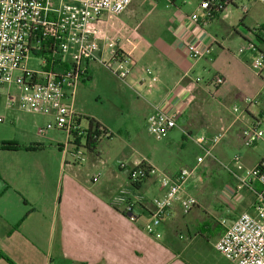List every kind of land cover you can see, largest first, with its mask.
<instances>
[{
    "label": "crops",
    "instance_id": "obj_1",
    "mask_svg": "<svg viewBox=\"0 0 264 264\" xmlns=\"http://www.w3.org/2000/svg\"><path fill=\"white\" fill-rule=\"evenodd\" d=\"M133 1L115 20L102 18L95 23L99 56L106 60L118 49L131 58L132 70L124 79V96H133L129 98V104L134 105L133 116L144 121V125L157 107L168 113L179 111L176 127L165 138H175L176 130H181L188 144L187 152L181 156L179 151L161 167L158 176L173 177L183 168L196 166L184 184V194L195 198L197 204L184 214L175 202L157 228L160 237L149 234V202L134 205L133 222L123 207L112 205L114 196L129 188L125 170L117 166L122 160L118 158L114 164L104 160L101 140L91 152L67 137L63 143L54 130L39 135L38 129L52 117L27 113L14 98V103L3 112L9 121L3 122L0 117V253L4 256L0 264H190L187 251L192 245L204 240L214 248L225 227L241 213H253L259 206L261 188L250 180L238 186L230 199H223L221 204L226 212L236 210L239 203L245 204V208L222 224L208 208L210 194L204 180L205 174L220 176L216 170L222 164L232 167L228 172L237 182L264 157V140H260L263 147L252 148L259 141L251 147L243 145L244 132L255 124L260 127L264 120V109L259 107L264 99H248L255 92L248 71L264 82V67L259 74L252 69L255 56L250 52L242 53L238 59L231 58L233 44L229 36L223 35L228 34L227 26L223 24L222 30L217 27L230 18L229 7L236 9L237 0H228L231 4L226 11L212 18H206L199 10L200 0H145L143 10L132 6ZM251 2L261 4L259 0H250L245 16L251 13ZM192 15L198 22L191 21ZM251 17L255 21L253 27H246L245 18L235 30L230 25L239 41L237 50L250 38V29L264 25L260 13ZM110 42L114 44L113 50L107 48ZM187 43L207 46L208 54L196 61L190 59ZM216 61L219 66L213 70L210 65ZM90 63L96 62L85 64L86 75L81 84L89 79ZM146 69L155 81L145 74ZM208 71L211 76L206 78ZM216 76L223 83L228 78L236 82L228 99H241L244 106L241 110L232 108L236 114L233 118L226 117L219 108L217 96L223 83L214 86ZM199 77H205L206 82L196 83ZM261 91L260 88L254 95L260 96ZM252 105L259 109L253 110ZM219 132H223V138L215 145L203 144L211 155L197 165L196 158L202 150L194 139ZM5 143H14L21 149H2ZM77 150L82 153L80 159L75 157ZM119 150L129 158L125 150ZM135 160L156 171L150 155L129 162ZM97 173L99 179L92 182ZM158 178L148 177L135 193L148 201L161 197Z\"/></svg>",
    "mask_w": 264,
    "mask_h": 264
},
{
    "label": "built area",
    "instance_id": "obj_2",
    "mask_svg": "<svg viewBox=\"0 0 264 264\" xmlns=\"http://www.w3.org/2000/svg\"><path fill=\"white\" fill-rule=\"evenodd\" d=\"M131 1L0 0V90L14 84L17 87L15 96L11 98L9 91L5 92L7 106H11L15 98L25 112L52 117L51 121L38 129L39 135L57 130L64 133L68 140L85 146L88 124L86 128H82L80 115L68 108L67 102L71 100L72 94L68 96L65 91L74 92L85 78V64L89 62L101 64L121 80L130 74L132 60L120 50L117 49L106 60L99 56V32L94 25L104 16H120ZM259 1L264 6V0ZM230 4L228 0H200L199 10L205 13L206 18H212L225 12ZM241 10L246 13L247 7L242 6ZM190 19L198 22L195 15ZM259 27L248 31L250 38L238 50L241 54H254L252 69L258 74L264 67V46L258 45L254 40ZM186 51L188 57L196 61L208 54V47L187 43ZM31 62L35 68L31 67ZM145 74L150 76L151 81H155L149 69L145 70ZM199 81V78L195 79L196 83ZM222 83L220 76L213 79L214 86ZM178 115V110L168 113L157 107L146 118L147 129L157 140H161L176 127ZM243 136V145L251 147L262 140L263 133L258 124H255ZM108 137L109 133L104 136ZM222 138L223 132H219L211 137L202 135L194 139L202 150V154L196 158L197 165L211 155L210 149L203 147V144L215 145ZM81 156L82 153L77 150L76 159ZM234 160L237 161L238 158L235 157ZM117 166L127 172L128 184L132 186L141 184L155 172L136 160L129 163L118 162ZM195 169L196 166L191 169L183 168L173 177L161 174L158 185L163 195L159 198L148 201L143 195L136 193L131 199L130 191L120 190L114 196L112 205L115 208L123 207L125 215L133 222L136 220L132 213L134 205L149 202L150 224L146 230L159 238L157 228L175 202L180 204L184 214L197 204L195 198L184 194V184ZM99 177V173L93 176L92 182H96ZM237 179L242 186L250 180L260 186V204L253 213L243 212L225 227L223 234L214 243V250L236 264H264V157L256 167ZM221 223L224 224L223 221Z\"/></svg>",
    "mask_w": 264,
    "mask_h": 264
},
{
    "label": "rangeland",
    "instance_id": "obj_3",
    "mask_svg": "<svg viewBox=\"0 0 264 264\" xmlns=\"http://www.w3.org/2000/svg\"><path fill=\"white\" fill-rule=\"evenodd\" d=\"M249 2L250 0H237L236 9L232 6L229 7L230 18L225 19L222 24L221 22L217 24V27L220 30H222L223 24L227 26L228 34L223 32V35L229 36L230 42L233 44V47L230 48L231 58L238 59L243 54L239 53L237 50L239 41L234 38L230 27L233 26V29L235 30L239 26V22L242 18H245L244 23L246 24V27H253L255 21L251 16L256 12L260 13L264 18V8L259 2H257L256 5L251 2V4H253L251 13L247 16L243 14L241 7L245 6L250 8ZM132 6L136 9L139 8L138 10H143L144 8L142 7L145 6V0H134ZM103 19L115 20L116 18L104 16ZM107 48L113 50V42L108 43ZM30 65L35 68V65H33L32 62ZM206 66L209 67L208 64H206ZM216 66H219L217 61L210 65L213 70L216 69ZM248 72L251 77V86L255 89V92L250 94L248 99L260 101L264 99V82L260 79V76H256L252 71ZM87 74L89 76L88 81H85L82 84L80 83L73 93L70 90L65 91L68 96L72 94V98L67 102V106L84 116L83 118L81 117L82 128L87 127V119L93 118L107 129L109 137L101 139V142H103L100 146V151L103 152L104 160H109L110 164H114L116 159L119 158L123 162L129 163V160L140 159L142 156L150 155L151 159L157 166L155 168L156 171L151 177L157 179L159 177L158 173L161 171V167L165 163L178 155L179 151L181 156L186 154V147L188 144L185 143V136H183L181 130H176L177 137L175 138L168 137L157 140L148 131L147 125H144L143 123L144 121H139L133 116L134 105L129 104V100L133 98V96H124V80L116 77L108 68L99 63H90ZM210 76L211 72L208 71L206 78H209ZM206 78L199 77L200 84L205 83ZM235 85L236 82H234L233 79L228 78L221 86L220 94L217 96L220 110L226 117L230 118H233L236 115L232 110L233 107L241 110L244 106V102L241 99L231 97L228 99V96L232 89H234ZM260 88L263 89V91H261L262 93H260V96H255L254 93ZM7 90L12 98L17 93V87L14 84H11L8 87L2 88L0 91V117H3V122L9 121L3 113L5 108H9V106H7L5 94ZM130 93L131 92H129V94ZM259 107L264 109L263 102L260 103ZM259 107H257V105H252L253 110H258ZM259 130L262 131V140H264V120L259 127ZM53 132H56L55 134L60 141H63V143L65 142L66 136L62 132L56 130ZM83 142L84 139L81 140L82 144ZM257 146L263 147L262 141H259L252 148ZM119 149L125 150L129 158L124 157V153L121 154ZM231 156H233V154H231ZM227 167L222 164L219 166V169H217L216 172L220 176L214 174L204 175V180L207 182L208 193L210 194V197L207 198V201L209 202L208 208L215 216V219H218L219 222L223 221L225 224L228 223L229 219L233 217L237 211L245 208V204L239 203L236 205V210L233 212H226L225 207L221 204L223 199H230V196H233V192L238 190V186H241L238 179L237 182H235L231 175H229L230 173L228 170L232 167ZM124 173L125 175L127 174L126 171ZM128 186L130 188V190L128 188V191L131 193L130 198L133 199L136 195L135 190L137 188L130 184ZM196 195L200 196L197 193ZM187 256L190 264H236L223 258L214 250V248H212L211 242L206 243L204 240H198L196 244L192 245L187 251Z\"/></svg>",
    "mask_w": 264,
    "mask_h": 264
},
{
    "label": "trees",
    "instance_id": "obj_4",
    "mask_svg": "<svg viewBox=\"0 0 264 264\" xmlns=\"http://www.w3.org/2000/svg\"><path fill=\"white\" fill-rule=\"evenodd\" d=\"M254 40L258 45L264 46V25L259 27L257 34L254 35ZM261 51V50H260ZM87 137L85 142V148L88 151H95L99 145V141L104 138L105 135L108 134L107 129L102 127L97 121L94 119H88V127H87ZM2 149L6 150H19L20 146L14 143H5L1 145ZM141 184L134 185L136 188H139ZM0 259H4V256L0 253Z\"/></svg>",
    "mask_w": 264,
    "mask_h": 264
}]
</instances>
